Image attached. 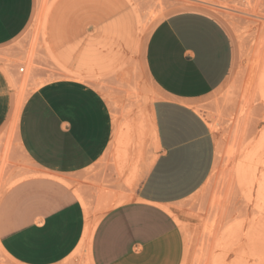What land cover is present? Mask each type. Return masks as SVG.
Segmentation results:
<instances>
[{
  "label": "crops",
  "instance_id": "crops-1",
  "mask_svg": "<svg viewBox=\"0 0 264 264\" xmlns=\"http://www.w3.org/2000/svg\"><path fill=\"white\" fill-rule=\"evenodd\" d=\"M35 9L36 0H0V133L13 136L46 176L1 195L0 251L11 264H67L88 226L84 201L92 188L85 173L110 146L114 123L102 94L71 73L72 80L47 83L25 97L10 132L18 96L1 57L26 31ZM233 63L230 35L207 11H177L154 27L142 56L154 93L153 159L134 182L132 199L95 225L90 264H182L177 208L207 182L215 160L213 134L196 106L220 88Z\"/></svg>",
  "mask_w": 264,
  "mask_h": 264
},
{
  "label": "rangeland",
  "instance_id": "rangeland-1",
  "mask_svg": "<svg viewBox=\"0 0 264 264\" xmlns=\"http://www.w3.org/2000/svg\"><path fill=\"white\" fill-rule=\"evenodd\" d=\"M191 8L223 24L234 63L220 88L196 106L213 134L215 160L207 182L177 208L182 264H264V0H36L30 25L1 63L16 96L77 73L106 100L113 138L85 173L92 188L86 225L93 228L132 199L134 182L153 159L154 93L142 65L147 39L168 15ZM36 177L46 176L1 132L0 197ZM0 264H11L1 251ZM67 264H90L87 251L77 249Z\"/></svg>",
  "mask_w": 264,
  "mask_h": 264
},
{
  "label": "bare ground",
  "instance_id": "bare-ground-1",
  "mask_svg": "<svg viewBox=\"0 0 264 264\" xmlns=\"http://www.w3.org/2000/svg\"><path fill=\"white\" fill-rule=\"evenodd\" d=\"M203 1V0H201ZM206 2L208 0H205ZM215 0H212V2H214ZM200 2V1H199ZM203 3V2H202ZM211 3V1H210ZM208 3V4H210ZM210 5H213V4H210ZM216 5V4H214ZM142 32V31H141ZM22 94V93H21ZM21 94H18V101H17V110H16V114L14 116V119H13V122L11 123V128H10V132L14 131L13 129L15 128L16 124H17V120H18V117H19V112L21 110V107L25 101V97L22 96ZM24 95V94H23ZM261 141V140H260ZM264 142V140H263ZM262 149V148H261ZM257 155V154H256ZM259 159V158H258ZM254 171V170H253ZM261 182V181H260ZM264 183V182H263ZM260 191H264V184L260 187ZM260 194V193H259ZM261 197V195H259ZM85 210H86V207H85ZM87 212V210H86ZM93 225V224H92ZM95 226L92 228L89 224L85 230V233H84V236H83V239H82V242H81V248L86 250L87 253L89 252V248H90V240H91V235H92V232L94 230Z\"/></svg>",
  "mask_w": 264,
  "mask_h": 264
},
{
  "label": "built area",
  "instance_id": "built-area-1",
  "mask_svg": "<svg viewBox=\"0 0 264 264\" xmlns=\"http://www.w3.org/2000/svg\"><path fill=\"white\" fill-rule=\"evenodd\" d=\"M19 72L22 73L23 72V69H19Z\"/></svg>",
  "mask_w": 264,
  "mask_h": 264
}]
</instances>
